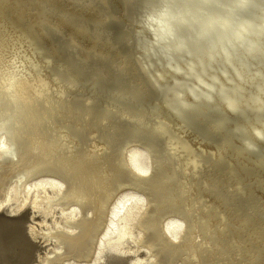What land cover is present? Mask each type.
I'll list each match as a JSON object with an SVG mask.
<instances>
[{"label":"bare ground","instance_id":"bare-ground-1","mask_svg":"<svg viewBox=\"0 0 264 264\" xmlns=\"http://www.w3.org/2000/svg\"><path fill=\"white\" fill-rule=\"evenodd\" d=\"M6 209L40 264H264V0H0Z\"/></svg>","mask_w":264,"mask_h":264},{"label":"rangeland","instance_id":"rangeland-1","mask_svg":"<svg viewBox=\"0 0 264 264\" xmlns=\"http://www.w3.org/2000/svg\"><path fill=\"white\" fill-rule=\"evenodd\" d=\"M21 213L12 215L8 209L0 212V264H40L39 257L49 250V242L34 238L29 231L33 223L30 209ZM132 256L108 253L102 264H132Z\"/></svg>","mask_w":264,"mask_h":264}]
</instances>
